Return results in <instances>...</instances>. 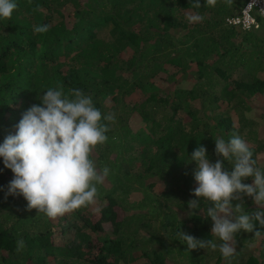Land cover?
I'll list each match as a JSON object with an SVG mask.
<instances>
[{
	"label": "trees",
	"instance_id": "trees-1",
	"mask_svg": "<svg viewBox=\"0 0 264 264\" xmlns=\"http://www.w3.org/2000/svg\"><path fill=\"white\" fill-rule=\"evenodd\" d=\"M15 2L11 18L0 19V143L58 84L82 89L116 121L93 152L96 167L110 169L94 204L49 218L0 191V264H173L174 255L185 264H264L259 225L261 237L235 234L229 260L218 249L188 252L176 235L219 243L209 202L201 198L195 214L187 208L197 146L214 163L215 138L235 133L264 171V18L255 15L249 30L228 25L246 0H200L199 9L191 0ZM197 11L205 19L189 23ZM43 24L46 33L33 31ZM12 178L0 160V186ZM243 206L257 210L251 197Z\"/></svg>",
	"mask_w": 264,
	"mask_h": 264
},
{
	"label": "clouds",
	"instance_id": "clouds-1",
	"mask_svg": "<svg viewBox=\"0 0 264 264\" xmlns=\"http://www.w3.org/2000/svg\"><path fill=\"white\" fill-rule=\"evenodd\" d=\"M216 2L206 0L208 6H215ZM191 6L202 7L200 0H191ZM17 7L15 0H0V19L11 18ZM187 19L189 23H199L205 17L197 11ZM48 30L47 24L33 28L37 34ZM39 101L21 114L15 132L0 143V160L13 174L6 186H0V191L5 198L22 196L28 210L36 209L56 218L96 202L97 185L104 183L110 169H98L93 152L97 145L108 140L106 133L109 125L115 123L116 114L109 112L102 116L91 95L76 87L65 90L62 84L48 88ZM102 119L105 123H101ZM214 143V163L203 145L190 155L196 164L193 173L196 186L190 195L196 199L189 200L187 208L189 214H195L201 198L209 202L206 216L212 222L211 235L219 243L197 239L180 229L176 235L186 244L188 252L218 249L229 260L238 254L235 234L242 230L254 233V237L262 235L257 225L264 228V171L255 166L252 151L239 135L233 133L229 139L219 135ZM249 178L251 183H245ZM245 196L257 205V210L250 214L243 211ZM23 246V241L18 240L17 251Z\"/></svg>",
	"mask_w": 264,
	"mask_h": 264
},
{
	"label": "built area",
	"instance_id": "built-area-1",
	"mask_svg": "<svg viewBox=\"0 0 264 264\" xmlns=\"http://www.w3.org/2000/svg\"><path fill=\"white\" fill-rule=\"evenodd\" d=\"M255 14L264 18V0H247L239 14L225 19L229 25H240L243 29L258 27Z\"/></svg>",
	"mask_w": 264,
	"mask_h": 264
},
{
	"label": "rangeland",
	"instance_id": "rangeland-1",
	"mask_svg": "<svg viewBox=\"0 0 264 264\" xmlns=\"http://www.w3.org/2000/svg\"><path fill=\"white\" fill-rule=\"evenodd\" d=\"M236 13H239V9L235 12V14H236ZM233 15H234V14H233ZM230 16H232V15H230ZM123 204L125 205V204H126V201H123ZM158 208H159V207H156L157 210H159ZM169 260H170L171 263H173V264H185V263H186V262L184 263V261H182V258H180V256H176V257H175V255H174V257H173L172 259L169 257ZM184 260H186L187 263L189 262V264H190V263H194V262H193V259H192L191 257H188V259H187V258H184ZM195 262H197V260H196ZM211 263H213V259H211V260L206 259V260H203V261H201V262L194 263V264H211Z\"/></svg>",
	"mask_w": 264,
	"mask_h": 264
}]
</instances>
